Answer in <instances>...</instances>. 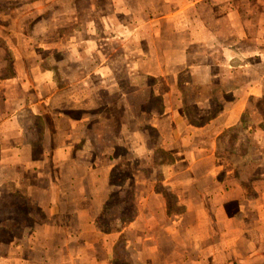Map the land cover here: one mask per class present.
Wrapping results in <instances>:
<instances>
[{"label": "crops", "instance_id": "obj_1", "mask_svg": "<svg viewBox=\"0 0 264 264\" xmlns=\"http://www.w3.org/2000/svg\"><path fill=\"white\" fill-rule=\"evenodd\" d=\"M0 264H264V0H0Z\"/></svg>", "mask_w": 264, "mask_h": 264}, {"label": "rangeland", "instance_id": "obj_2", "mask_svg": "<svg viewBox=\"0 0 264 264\" xmlns=\"http://www.w3.org/2000/svg\"><path fill=\"white\" fill-rule=\"evenodd\" d=\"M17 6H18V4L15 2L13 7L16 8ZM65 13H66L65 11L59 12L58 17L66 18L67 15H65ZM50 17L52 18L53 14H50L49 18ZM61 35H62V37L64 36L63 33ZM31 36L33 38H40L41 39L40 43H42L44 41L43 35L36 33V31H34V32L31 31ZM50 38L52 39L53 37H46V40H48ZM48 43H52V41L49 40ZM65 51H67V50H64V52ZM64 52L62 53V56H61L58 49H55L50 45L48 51L45 53V56L49 55L50 57H52L51 58L52 61H51L50 65L54 66V68L57 67V70H56L57 73L56 74H57L58 78L59 77L62 78L63 82H64V80L66 83L69 82L70 87H72L76 90H79V89H81V86H83L84 70H83V68L79 62L73 61V60H75V58H72L70 53H68V51L66 53H64ZM5 54H4L3 58L6 57ZM57 54H59V55L57 56ZM7 58H9L8 54H7ZM103 59H105V58H103ZM96 62H95V64H96ZM119 62H122L121 58H109V61L107 62L106 66L111 67L112 72L110 74L114 73V75H111V77L108 78L107 81H109L108 83H110V84H114L115 83V80H114L115 76H117V75H115L116 72L120 71V69H121V71L124 70L125 71L124 73H121V71H120V73H118L119 78H120L118 83L122 84L127 91L133 92V88L128 87V85H129L128 78L129 77H128V73L124 69V64H123V62L121 64ZM90 80L93 82V86H99V84L102 82V78L97 77V76L91 77ZM130 85H131V83H130ZM117 98H121V97L120 96L118 97V95L117 96L114 95V96H110L107 98L106 103H109V111L104 112L105 115L110 117V121H111L110 123L113 124L110 126V128H108L106 130L107 131L106 134L109 135L110 140L113 138V136L118 134L117 124L120 121V118L123 116V114H122L123 112L118 110L117 105H118L119 101ZM144 99H145L144 95L143 96H141V95L134 96L133 93H127V96L125 97V101H127V103L129 102L132 106H133V103H136L137 101H139L140 103L144 102ZM95 102L96 101L94 100V103ZM155 102H157V101H155ZM77 113H78V115H76V114L75 115L80 116V112H77ZM131 129L133 130V127ZM94 130L95 131L99 130V128H94ZM148 134L152 138L155 137L154 132L148 131ZM149 145H151V143ZM137 163H138V161H131L130 165L137 164Z\"/></svg>", "mask_w": 264, "mask_h": 264}]
</instances>
